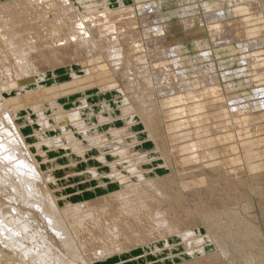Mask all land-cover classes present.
<instances>
[{"label":"bare ground","instance_id":"1","mask_svg":"<svg viewBox=\"0 0 264 264\" xmlns=\"http://www.w3.org/2000/svg\"><path fill=\"white\" fill-rule=\"evenodd\" d=\"M114 1L116 6L110 7L109 0H0V87L8 93L15 90V94L6 97L0 89V245L3 246L0 259L11 254L12 258L7 257L8 264H94L95 248L90 240L84 238H94L96 232L103 231L105 236L101 238L117 246L133 240L143 243L141 236L148 234L145 237H151L153 231L159 229L168 237L180 235L184 245L190 247L191 255L196 250L204 254L202 246L198 249L191 246H198L203 241L192 231L191 225L198 218L207 221L213 217L202 213L205 204L196 200L194 193L180 188L189 168L188 164L186 170L183 168V161L187 162L188 157L183 150L188 147L181 146L180 141L191 134L198 139L192 149H198L204 146L205 141H210L203 137L204 133L212 130L205 127L182 133L191 121L182 122L180 116L186 114L189 118L193 116L191 119L194 120V112L202 110L210 97L212 104L218 107L215 111L217 117H226V127L238 129L242 120L234 118L237 109L226 107L225 94H222L220 85L213 84L214 79L208 73L207 83H204L199 96L196 93L199 99L193 100V106L184 103L183 97L175 94L179 86L174 81L173 71H169L170 68L175 69L176 62L182 59L168 47L162 50H157V46L154 48L155 45H166V38L144 43V35L148 38V34L162 32L159 26L141 31V24L158 19L155 15L140 18V13L149 11L151 5H139L135 0L127 4L125 0ZM215 1L218 3L203 5H211L219 11L223 7L219 2L222 0ZM249 1L231 0L234 14L239 16L237 25L245 36L259 37L251 41L252 47H264V15H261L264 7L255 3L257 0ZM48 5L54 7L55 14L59 13L55 18L59 23L54 26L55 31L43 27L51 24L48 11L47 15L43 12L44 8L35 21L27 24L21 20L24 15L20 16V8L37 6L38 10L47 6L48 9ZM210 28L215 30V37L219 39L220 23L214 22ZM203 45L207 46L206 42ZM253 55L262 61L260 65V62L256 63L257 67L264 68V50ZM157 59L165 62V71L164 66L159 70L157 65H152ZM53 64L64 68L69 75V83H61L59 69ZM79 67L81 71L76 70ZM209 70L211 68H205L206 72ZM248 72L258 77L257 81L264 78L260 69L253 66ZM137 74H140L139 79L132 80ZM154 80L158 83L157 93L160 109H165L163 111L156 110V101L143 102L146 97L154 96L152 91L148 96V92H142ZM28 83H34L35 87L26 88ZM93 85L98 92H94ZM107 87L108 91L113 88L110 91L113 95L118 94L116 99L112 96L114 100L111 102L106 98ZM261 88L258 92L264 93V88ZM71 90L77 91L74 93L75 102L67 104L69 100L65 101L66 94L63 93ZM92 92L101 96L96 99ZM114 102L118 108L112 107ZM162 117L166 120L171 147L165 137H159L165 131L163 125L158 124ZM137 125L144 128L139 130ZM242 130L248 135L252 133L244 126ZM236 138L235 133L227 131L219 141L231 142L227 147L234 153L232 163L238 168L243 158L238 153L240 148ZM247 145L250 148L244 152V160L254 172L258 163L256 165L252 161L258 159L260 150L251 139ZM186 153L189 157L197 156L189 149ZM53 154L62 157V163H58ZM162 157L171 166L172 157H175L179 182L172 176L160 181L148 177L147 173H155L156 167L161 171L167 169V165L161 162ZM238 171L233 170L235 173ZM197 177L200 184L209 182V177ZM81 186L92 195L98 196L102 191L104 196L111 197L106 198V203L101 206H95L88 199L72 200L83 195ZM221 202L227 204L228 200L224 197ZM231 211L225 208L214 215L222 218ZM170 214L173 215L170 217ZM236 220L227 218L212 224L224 228L233 226ZM145 224L150 229L146 234L134 229ZM246 231L244 234L235 230L227 233L229 240L213 233L220 250V253L213 254L214 257L240 252L244 245L253 248L254 244L246 235L250 230ZM251 232L257 235L259 242H263L258 228L251 229ZM105 239H97L104 244L101 260L112 251L121 256L126 254L120 245V248L109 247ZM195 239L198 240L194 242ZM240 240L242 243L238 242ZM247 257L244 259L246 264L264 263V251ZM200 259L204 263V258Z\"/></svg>","mask_w":264,"mask_h":264},{"label":"rangeland","instance_id":"2","mask_svg":"<svg viewBox=\"0 0 264 264\" xmlns=\"http://www.w3.org/2000/svg\"><path fill=\"white\" fill-rule=\"evenodd\" d=\"M109 1H110V5H109L110 7L116 6V2L114 0H109ZM125 1L124 2L126 4L134 3V0H125ZM135 1H137L139 5H143V6L145 4L151 5V9L149 11L144 10L142 13H140L141 16L140 18L143 17L147 18L149 15H155L158 18L156 21H152L149 23L144 22L143 26L141 24V31L142 30L146 31L147 29L152 28L153 26H159V28L162 29L161 30L162 32L160 33L153 32L155 33L154 35L153 33L148 34V38L144 35L145 37V39L143 38L144 43L147 40H153L155 38H166L168 40V43L166 45H163L161 47L160 45H155L154 48L157 46L156 47L158 48L157 50H162L163 48L168 47L169 49H173L175 55H179L180 58L182 59L180 62H176L178 64L174 66L175 69L174 68L169 69L170 72L171 70L173 71V75L175 76L174 81L177 83V86H179L178 90L175 91V94L177 96L183 97L182 99L184 100V103L186 102L189 105L191 104L193 106V102L199 99V97L196 98V95L198 94L197 96H199L200 94L199 92L203 89L204 83L205 82L207 83L208 76L206 75L209 74L212 77V79H214L213 84H216L218 86L220 85L219 87L222 90V94L223 95L225 94L224 96L226 100V107L230 110L231 109L238 110V113L235 114L234 118L238 120H242L241 121L242 125L239 126L241 129L238 127L241 133L235 126H232L231 128L226 127L227 126L226 117H217L215 111L218 109V107L212 104L210 97H208L209 102L206 101L207 104L204 107L205 110L204 108L200 110L201 111V112L199 111L200 114L198 110L194 112L195 118L197 117L196 119L198 120L197 124L196 121H194L195 118L194 120L191 119L193 118V116L190 118L186 114L180 116L181 117L180 120L182 122L191 121L188 123L191 125H188L186 127L187 130L183 131L182 133H190L193 130H195V128L204 129L205 127L206 128L210 127L212 130L210 132L204 133L205 137H203L204 140L209 139L210 141L209 142L205 141L204 146L197 147L198 149L196 148L192 149L193 148L192 145L198 139L197 137L191 134L187 137L182 138V140L180 141L181 146L186 145L188 147L187 149L183 150V153L186 154L185 155L186 157L187 156L189 157V154L186 153L188 149L190 150L191 154L195 156L197 155L196 156L197 158L193 156L195 158L194 160L193 157H189L190 158L189 160L187 157V162L183 161L186 166V167L183 166V168H185V170L188 167L189 168L187 170L188 173L183 176L182 185L184 186L182 187L181 185L180 188L181 189L184 188V191L188 190L189 192L194 193L196 200L200 202H204L205 204L202 213L203 214L205 213L206 215H210L213 217V219L207 221L204 220L203 218H198L195 221L196 223L194 225H191L192 231H194L196 235L199 234L200 235L199 239L203 240L198 246H196L197 244L191 246L196 247V249L202 246V248L204 249L203 252L204 254H201L196 250V252L193 255H191L189 253L190 247H186L184 245L180 235L173 234L168 237L167 235H164L165 233L164 231L161 232L158 229L157 232L155 230L153 231L151 237H145L148 236V234L141 236V238L143 237V241H142L143 243H136L135 240H133L134 243L125 242V241H124L125 243L122 242L124 245L120 243L119 244L120 247L126 250L125 252L126 254L123 253L124 256H121V254L117 252L114 253L111 250L112 253H110V255H108L104 260H101V257L103 256L102 251L104 250V246H103L104 244H102L101 240L98 241L97 239L98 238L103 240L105 239V238H101L105 236L103 231V233L99 232L101 233V235L98 232H96L95 233L96 236H94V238L90 236L84 238L88 241L90 240L89 242L91 246L93 244V248H95L94 250L95 252L93 253L95 260L94 264H186V263L189 264L190 262L192 264L193 262L197 264H202L203 262L200 261L202 260L200 258H204L203 260L204 263L207 260V258L209 259L214 258V260L210 259L213 262L207 260L206 262L208 264L209 263L210 264H246L244 259H246L247 256H255L257 255V253L259 254L260 252L264 251L263 249L264 246H262V243L264 244V233H263L264 232V93L258 92V90H260L259 88L261 87L264 88V78H262L263 79L262 82L260 81L262 79L258 80L259 81L258 82L257 81L258 77L251 76L252 74L248 72L249 67L252 68L253 66L255 69H260V72L264 74V68H260V67L258 68L257 67L258 64H256L257 62L258 63L260 62L259 63L260 65L262 61L261 60L259 61V59H257L253 55L257 51L260 50L263 51L264 47H260L258 46V44H257L258 47H252L251 41H255L254 39H258L259 37L258 38L248 37L245 36L240 31L241 28H238L239 26L237 25V20L239 16L237 14H234L233 11L234 4L231 3V0L219 1L223 3L222 5L223 7L219 11L215 10L214 7H212L211 5L208 7H205L203 5V3L217 4L218 1L215 0H135ZM255 1L256 0H250L249 2H255ZM255 3H257L261 7H264V0H257ZM36 7L37 6H32L30 8L24 7V9L20 8L21 9L20 16L24 15V17H21V20L24 23L29 24L30 22H32V20L35 21L37 19L36 18L37 14L38 15L41 14V11L45 9L43 12L45 13V15L49 14L47 15V17L49 16V20H50L49 23L51 22V24H49L50 26L46 24L43 27L46 28L47 30L51 28L50 31H55L54 26L59 24L55 18H57L56 16H59V13L55 14L56 11H54V7H52L51 5H48L49 10L47 9V6L46 7L42 6L41 8L39 7L38 9L39 11L37 10ZM42 8L44 9L42 10ZM28 11H31L29 12L30 14L28 13ZM46 11H48V13ZM263 12L264 11L262 8L261 15L262 14L264 15ZM257 14L260 13L257 12ZM214 22H218L221 25V28L219 29L220 30L219 39L215 37V32H214L215 30H213V28L212 29L210 28V25L213 24ZM205 42L207 46L203 45V43ZM158 60L159 59L153 62L152 65L154 64L157 65L159 67V70L163 66H164L163 69L166 68L165 62L160 61L161 59L159 61ZM1 65L2 62H0V68H2ZM149 65L151 66V64ZM53 66L59 69L58 73L61 83L63 84L69 83L70 81L69 75H67V73L64 72V68H61L60 66L54 64ZM205 68H211V70H209V72L208 71L206 72ZM79 69L76 70L77 71L82 70V68L80 67ZM163 71H165V69ZM139 76L140 74H137L136 75L137 79L136 77H133L132 80L134 79L138 80ZM155 82L156 81L154 80L148 88L145 87L146 89L143 87L144 89L142 90V92H146V93L148 92L146 96H148L151 91L154 94L153 97L150 98L146 97L145 99H143V102L148 104L150 102H154V103L157 102L156 110L161 111L162 110L160 109L161 104L159 103L160 96L157 93L158 83ZM211 84L212 83H210V85ZM25 87L30 89L35 87V85L34 83H28ZM109 87L105 89V92L107 93L106 95H108L106 97L108 100L107 99L106 100L111 102L118 97L117 96L118 94L113 95L112 93H110V91L113 90V88L108 91ZM0 89H2V93L6 97H9V94L10 95L15 94L14 93L15 90H13V92L11 90L10 93H8V91L3 90V87H0ZM93 90L95 93L98 92L95 85H93ZM75 92L77 91L71 90L70 92L65 91L63 93L66 94L65 95L66 97L64 98L65 101L69 100L67 104H72L73 102H75L73 101L76 95L74 94ZM86 93H88V91L85 92V95ZM95 93H94V97L96 99L101 96ZM191 94L195 96V99L193 95L191 97ZM170 95H173V93H170ZM112 96L114 97V99L112 98ZM60 101H62V99ZM118 106L119 105L116 103L112 105L113 108L114 107L118 108ZM139 124L142 125L141 123ZM158 124L163 125V128L165 130L163 131L164 134H161L162 136L160 135L159 137H165L168 142V146L171 147L172 142L169 139L168 131H166V120L162 117L161 120H159ZM140 125H137V129L139 130L144 128V126H140ZM243 126L248 129H251L252 133L250 135H248V133L246 134V132L244 133L242 130ZM227 131L233 132L237 135L236 143L240 148L238 153L241 156V158H243L242 164H239L241 166L240 167L238 166V168L235 167L236 165L232 163L233 160L232 156L234 155V153L229 151V148L227 147V145L231 142L227 140L219 141V139L222 138V135ZM238 134H240V136ZM249 139H251V141L255 144L256 148L260 150L258 159L256 161H252L253 164L257 165L258 163L257 166L258 169L255 167L254 172H253V168L248 166V164L244 160V152L250 148L247 145ZM173 144L175 146V143ZM160 155L162 156L161 152ZM52 157H57L56 159L58 160V163H62V157H59V155L53 154ZM172 160L174 161H173V165L171 166V164L168 163L164 157H162L161 162H164L167 165V169L161 171L160 167H156L154 169L155 173H151V172L147 173L148 177H150V179L160 181V179L163 180L165 177L172 176L176 182H179L180 176L178 175V169H177L178 166L177 164H175L176 163L175 157L174 158L172 157ZM190 162H192V164ZM174 164L176 167L174 166ZM145 166L146 168L150 167L149 165H145ZM237 169L239 170L237 173L233 172V170L236 171ZM192 173L194 174L197 173V175L196 174H195L196 176L194 174L192 175ZM199 175L209 177V182L204 183V181H202L203 183L200 184L201 182H199L200 180L197 177ZM194 180L195 182H192ZM188 181L189 183H187ZM185 183L186 185L188 184L189 186L188 185L186 186ZM221 184L223 185V187L221 186ZM226 184L228 185L226 187L227 191L224 189ZM81 188L83 191V195H80V197L82 198L80 197L72 198V200L76 201L80 199H88L91 200L92 204H95V206H101V204L104 205V203H106V198L108 199L109 197H111V195L104 196L103 195L104 193L102 194V191L98 192L97 194L98 196H96V194L92 195L93 193H89L86 189H84L85 187L81 186ZM256 188L258 190H256ZM70 191L71 190H68L67 192ZM233 193L236 194L235 197L233 196L234 198L231 196ZM101 195L103 197H101ZM224 197L227 198L228 200L227 204L225 203L223 204L221 202V200ZM232 199H234L235 202ZM248 203H251L250 207L246 208ZM225 208L231 209L233 212L231 211V213L227 214L226 216H223L222 218L216 217V215H214L216 212L218 213ZM172 215L173 214H170V217ZM227 218L228 219L233 218L238 220H236L237 223L235 222L233 226L232 225L230 227L223 226L224 228L222 227L218 228V226L212 224V223L215 224L220 221H224V219ZM145 226L143 225L139 228L137 227L134 229H139L141 232H145L146 234L150 229L147 224H145ZM254 228H258V230L262 232V236H263V239H261L263 240L262 243L259 242L257 235H254L253 232H251V229ZM208 229L210 232L208 231ZM234 230L242 232L243 234L245 233L243 231L250 230L249 233L246 231L247 232L246 235L247 238L251 240V243L254 244V247L249 248L248 245L246 246L244 245L245 250L243 249L240 252L237 251L227 256L219 254L218 257L220 259L215 258L214 255L216 253L217 254L220 253L219 252L220 250L218 249V245L214 239L213 233H215V235L220 238L224 236L226 240H229L230 238L226 237V234ZM163 236H167V237H163ZM256 237L257 239L255 241ZM106 240L107 239H105V244H107L109 247L112 248L113 245L109 242V240L107 241ZM196 240L198 239H195L193 241L195 242ZM238 242L242 243L241 240ZM119 245L113 246V248H120L118 247ZM2 247L3 246L0 245V252L2 250ZM247 247L254 253L248 251ZM202 255L204 256L202 257ZM7 257L12 258L11 254H7V256L5 255V258L0 259L2 264H8ZM197 258L200 260H198ZM14 264H19V263L15 262Z\"/></svg>","mask_w":264,"mask_h":264}]
</instances>
